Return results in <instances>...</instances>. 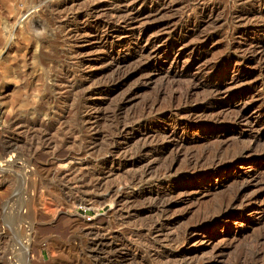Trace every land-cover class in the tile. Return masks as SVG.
I'll list each match as a JSON object with an SVG mask.
<instances>
[{"label":"rangeland","instance_id":"obj_1","mask_svg":"<svg viewBox=\"0 0 264 264\" xmlns=\"http://www.w3.org/2000/svg\"><path fill=\"white\" fill-rule=\"evenodd\" d=\"M136 2L144 10L165 3L142 21H169L150 32H165L154 49L146 40L120 49L127 33L101 39L108 17L95 24V6L115 0H0V264H264V102L236 121L242 99L209 89L234 86L235 66L247 77L241 87L263 81L257 60L237 61L264 49V0ZM180 39L188 47L172 68L159 50ZM111 53L122 80L107 92L117 69H109ZM210 64L229 68L197 76ZM68 73L74 90H56ZM137 88L118 112L121 96ZM93 91L101 105L83 109V93ZM186 107L203 111L187 121L178 115ZM84 110L99 116L85 121ZM183 121L202 125L186 132ZM121 123L132 128L120 135ZM120 191L115 211L101 197Z\"/></svg>","mask_w":264,"mask_h":264},{"label":"bare ground","instance_id":"obj_2","mask_svg":"<svg viewBox=\"0 0 264 264\" xmlns=\"http://www.w3.org/2000/svg\"><path fill=\"white\" fill-rule=\"evenodd\" d=\"M94 1V0H93ZM115 2L117 3H115L116 5H109V6H100V5H96L95 6V9H96V11H95V24H98L99 22H100V20H101V17H108L107 18V20L104 18V20L105 21H102L101 22V25H102V28H104L105 29V33L103 34V36H101V39L103 38V39H105V40H108V39H110V38H112V37H118L119 35H121V34H129L130 36H132V37H130V38H126V39H123V40H121L118 44H119V46L118 47H120V49L121 48H123V47H127V46H130V45H138L139 44V42H141L142 40H146L147 42H149V44H150V46L154 49V46H155V44L158 42V39H159V36L164 32H161L160 34L159 33H153L152 35L150 34V32H152V31H154V30H157L159 27L160 28H164L163 26H166L167 24H168V22L169 21H166V22H164V23H160V24H158V25H156V26H152V27H146V26H144V23H147V21H149V20H151L152 18H154V17H156L157 15H159L160 14V12H161V8L163 7V6H165V3H162V4H160V5H158L157 6V4H156V6H152V7H149V9L148 10H144L143 8H144V5H143V2L142 3H139V2H136V0H115ZM114 3V2H113ZM129 3H131L132 5L130 6H128V4ZM152 4V3H151ZM167 6V5H166ZM103 8H105L104 10H102ZM165 8V7H164ZM99 9H101V10H99ZM90 10V9H89ZM93 11V10H92ZM98 11H102V12H100V13H98ZM132 12H135V14H136V17L135 18H129V17H127L128 16V14H130V13H132ZM94 13V12H93ZM127 16H126V15ZM123 15L124 16H126V17H123ZM121 17H123L122 19V21H120V22H122V24H120L119 23V21H118V19L120 18L121 19ZM115 18H117V19H115ZM93 19V20H94ZM153 20H155V19H153ZM142 21H146V22H142ZM86 22V21H85ZM139 22H142V23H140L141 25H139ZM98 26V25H97ZM100 26V25H99ZM62 27V26H61ZM65 29V28H64ZM103 30V29H102ZM101 30V31H102ZM63 32V31H62ZM165 33V32H164ZM163 33V34H164ZM67 37V36H66ZM65 37V38H66ZM70 37H73L72 38V42H75L76 40H77V38H76V36H70ZM176 39V38H175ZM78 41V40H77ZM117 41V40H116ZM109 42V41H108ZM104 44H107V43H105L104 42ZM109 45V44H108ZM159 45V44H158ZM162 45V44H161ZM111 46V45H110ZM157 46V45H156ZM158 47V46H157ZM188 46H187V44H185V39H183V40H181L180 39V41H178V42H172V43H167L166 45H164L162 48H160V50H159V52H164L165 54H166V56L165 57H167V59H169L168 61H169V67H171L172 66V68H174V67H176V65H177V63H178V61H179V58H180V56H182V53L185 51V49L187 48ZM10 48V47H9ZM11 49V48H10ZM82 49H83V45L81 46L80 45V47H77V48H74L71 52H75V51H77V50H79V51H82ZM128 49V48H127ZM126 49V50H127ZM144 52H146L145 50H143ZM192 51V50H191ZM173 53L174 54V56L173 57H170V53ZM79 53V52H78ZM119 53V49H118V51L116 52V54H118ZM77 55V54H76ZM80 56V55H79ZM109 57V56H108ZM140 57V56H139ZM237 59V58H236ZM109 60H110V68L109 69H114V68H117L116 69V73L114 74V77L112 78V79H109L108 81H106L105 82V84H104V87H106V91L108 92L110 89H112V90H115V89H117L118 88V85H119V83L121 82V78H122V76H120V69H119V65L121 66V63H120V61H118L117 60V58H115L114 57V55H113V53H111L110 54V57H109ZM254 60H257V62L260 64V67L262 68V69H264V49H262L259 53H256V55L255 56H253L252 58H250V59H243V57L241 58V60H239V58H238V61H237V63L238 64H244V65H247V66H250L251 67V62L252 61H254ZM142 63V62H141ZM150 63H145V64H142L141 65V67L135 72V73H137L139 70L140 71H142V70H144V69H146L147 67H148V65H149ZM184 64H186V63H184ZM196 65H197V62H196V60H193L192 61V63L189 65V68H191V67H196ZM211 65V64H210ZM86 66V65H85ZM186 66V65H185ZM84 68V67H83ZM228 66L227 67H220V66H216V65H211V66H208V65H203V66H200V67H198L197 68V70H198V72H197V76H200V77H202L203 76V74L205 73V74H209L210 76H212V75H215V74H217V76L218 75H220V74H226V72L228 71ZM108 69V70H109ZM68 71V70H67ZM233 71L235 72V73H238V75H237V77H236V79H235V81H234V83H235V85L234 86H228V85H226V84H216V83H210V85H209V89H210V92H212L213 94H216V95H220V94H225L227 97H229V98H241L242 99V101H243V103H241L242 105L240 106L241 107V109H240V111L236 114V117H235V120L236 121H241V120H243V119H246L247 118V116H249L250 115V110L251 109H253V106H254V104L257 102V101H260V102H264V78H263V81L258 85H254L252 88H250V89H245L244 87H241L242 85L239 83V82H242L243 80H245V78H247V77H245L244 75L245 74H242V73H240L239 72V69H238V67L237 66H235V67H233ZM66 73V72H65ZM67 76H66V78L64 79V80H57V81H59V82H55V84H53L54 86H55V89L56 90H59L60 88H67V90L69 89L70 91H72V90H74L73 89V87H74V85H75V82H74V80H75V77L72 75V73H68V74H66ZM79 75V74H78ZM83 76H84V74H82ZM264 75V74H263ZM82 76V77H83ZM87 76V75H86ZM63 77V76H62ZM88 77V76H87ZM86 77V78H87ZM264 77V76H263ZM89 78V77H88ZM78 80V79H77ZM80 80H82L81 79V77H80ZM85 77H84V80H83V84L85 83ZM124 80V79H123ZM126 80V79H125ZM200 81V80H199ZM77 82V81H76ZM125 82V81H124ZM237 83L239 84V85H237ZM81 84V83H80ZM243 84V83H242ZM193 85V84H192ZM203 85V84H202ZM198 86V83L197 84H195L191 89H190V92L189 93H191L196 87ZM257 87H259V88H257ZM75 88V87H74ZM256 89H257V91H259V93L257 94V92H256ZM62 90V89H61ZM103 90V89H102ZM105 90V89H104ZM139 90V88H137V89H135V90H131L130 89V91H127V92H125L122 96H121V98H120V101L118 102V106L116 107V110L118 111V112H120L124 107H125V105H127V103L131 100V98L137 93V91ZM98 92H99V90H97ZM97 91H93V92H91V93H83V96L82 97H84V95H85V98H84V100H82L83 101V103H84V105H81L82 106V108L83 109H86V108H88V106L89 105H91V106H100L101 105V103H100V101H98V99L96 100V99H93L92 97V93H94V92H97ZM187 90H185V92H186ZM57 92V91H56ZM101 92V91H100ZM184 92V93H185ZM61 93H63V92H61ZM64 93H67V92H64ZM63 93V94H64ZM95 94V93H94ZM187 94V93H186ZM212 94V95H213ZM72 95H73V93H72ZM72 95H71V97H72ZM192 95V94H191ZM190 94H189V97L191 96ZM69 96V95H68ZM184 96V95H183ZM98 97V96H97ZM187 97V96H186ZM185 97V98H186ZM65 98V97H64ZM80 98V97H79ZM95 98H96V96H95ZM99 98V97H98ZM188 98V97H187ZM70 100H72L71 98H69V97H67L66 99H64V102H67V103H69L70 102ZM183 100V99H182ZM189 100V99H188ZM187 100V101H188ZM204 100V99H203ZM184 101V100H183ZM262 104V103H261ZM153 106V105H152ZM225 105H223L222 107H224ZM80 107V106H79ZM147 107H150V106H147ZM146 107V108H147ZM81 108V107H80ZM81 108V109H82ZM97 108V107H96ZM95 108V109H96ZM125 109V108H124ZM97 110H99V109H97ZM111 110V109H110ZM115 110V109H114ZM113 110V111H114ZM178 110V109H177ZM200 110H201V108H198V107H186V108H182V109H180L179 111H178V115H181V114H183V116H185V118H186V120L188 121L189 119H191L192 117H195V115H197V113L198 112H200ZM85 111V110H84ZM83 111V112H84ZM148 111V110H147ZM151 111V110H150ZM201 111H203V110H201ZM222 111H223V109H222ZM86 112V111H85ZM96 112V113H95ZM94 113H95V115H92V114H89V113H85L84 115H83V119L85 120V121H89V120H91V119H96L99 115H98V112L97 111H95ZM218 112V111H217ZM112 113V112H111ZM202 113V112H201ZM216 113V112H215ZM218 113H220V112H218ZM252 113V112H251ZM116 114L117 113H115L114 114V116L116 117ZM121 114V113H120ZM149 114V113H148ZM175 114V113H174ZM217 114V113H216ZM260 115L262 114V113H259ZM222 115V114H221ZM259 115V116H260ZM120 116V115H119ZM126 116H128V115H126ZM258 116V115H257ZM163 117V116H162ZM263 117H264V115H263ZM1 118V117H0ZM4 119L6 118L5 116L3 117ZM129 119V118H128ZM180 119V118H179ZM218 120V117L217 116H215L213 119H212V121H214V122H216ZM84 121V122H85ZM187 121H183V122H179V124L176 122V124H178L179 126H183V130H185L186 132H189L190 130H193V129H199L200 127H201V125L202 124H199V123H196V124H190L189 122H187ZM196 121V120H195ZM264 121V120H263ZM186 124V125H191V127L189 128H187V127H185V125L184 124ZM187 123H189V124H187ZM129 125V124H128ZM117 126V125H116ZM127 125L126 124H120V126L118 127L119 128V134L120 135H122L123 133H125L127 130H129L130 128H132V127H126ZM210 126V125H209ZM174 132V131H173ZM173 136H174V134H173ZM182 140V139H181ZM182 142V141H181ZM120 143V142H119ZM176 144H179V141H176ZM13 148V147H12ZM112 152H114V151H112ZM219 152V151H218ZM198 156V155H197ZM1 164V163H0ZM3 165H0V167H2ZM76 170V169H75ZM72 171V170H71ZM81 171V170H80ZM70 172V171H69ZM78 174V173H77ZM69 176V175H68ZM73 178H74V176H73ZM72 179V178H71ZM74 180V179H73ZM71 180H69V182H70ZM98 182V181H97ZM85 184V183H84ZM30 187V186H29ZM98 187V189L101 187V185L99 186H97ZM133 187V186H132ZM96 188V187H95ZM31 189V188H30ZM35 189V188H34ZM33 189V190H34ZM97 189V188H96ZM101 189V188H100ZM33 190H31V191H33ZM77 190V189H76ZM80 191V190H79ZM113 191V190H112ZM77 193H78V191H76ZM82 192V191H81ZM89 193V195H91V196H89V198H93V200H94V197H96L95 196V194L94 193H91V191L90 192H88ZM154 195V194H153ZM162 195H166V192L165 193H162ZM33 196V195H32ZM108 196V197H107ZM34 198V197H33ZM124 198V195H123V193H121V191L120 192H116V193H112V194H110V192H108L106 195H104L103 197H101V199H102V201L103 200H107V201H110V204L112 205V206H114V210L116 211L117 210V207H118V205H119V203L122 201V199ZM154 198V197H153ZM161 198V194L159 193V192H156L155 193V200H156V205H157V201H158V199H160ZM83 201H86V200H83ZM96 201V200H95ZM91 202V201H90ZM106 202V201H105ZM159 202V201H158ZM33 203H35L34 201H33ZM152 203V202H151ZM150 203V204H151ZM126 204V203H125ZM163 205V204H162ZM161 205V206H162ZM154 207V206H153ZM156 207V206H155ZM120 208V207H119ZM168 206L166 207L165 205H163V207H161L159 210V214L161 213L162 215L163 214H165L167 211H168ZM154 209V208H153ZM158 210V209H157ZM134 216V215H133ZM120 217V216H119ZM215 222H212V224L211 225H213ZM27 227V226H26ZM203 227H205L204 225H200V226H196V227H193L192 229H189L188 231H187V234L188 235H190L191 233H198V232H200L201 230H202V228ZM31 228V227H30ZM156 225L152 228V230L150 231V234L151 233H155V232H158V231H155L156 230ZM161 228V227H160ZM24 230H26V229H24ZM158 230H160V229H158ZM162 231V230H161ZM23 232V231H22ZM25 239H28V238H26V237H24ZM37 238V237H36ZM35 237H34V239H33V241L34 242H36V239ZM168 238V237H167ZM166 238V239H167ZM188 239V238H187ZM29 240H31V239H29ZM99 240L102 242V244L103 243H106L104 240H103V238H99ZM168 241L170 242V241H175V240H172L171 238H168ZM193 241V239H191V240H186V241H184L183 240V244L185 245V246H188V245H190V243ZM33 242V243H34ZM166 242H167V240H166ZM168 242V243H169ZM172 242V243H173ZM18 243V242H17ZM100 243V242H99ZM181 243V244H182ZM21 244V243H20ZM101 244V243H100ZM107 244V243H106ZM109 245H111V242L110 243H108ZM107 244V245H108ZM175 244V243H174ZM101 246V245H100ZM23 247V246H22ZM27 249V248H26ZM177 255V254H176ZM178 257V256H177ZM180 257V256H179ZM181 258V257H180ZM183 258V257H182ZM167 259V258H166ZM18 262V261H17ZM11 263V262H10ZM8 264H9V262H8ZM17 264H19V263H17ZM181 264H191V262H189V261H187V259L185 260H181Z\"/></svg>","mask_w":264,"mask_h":264}]
</instances>
